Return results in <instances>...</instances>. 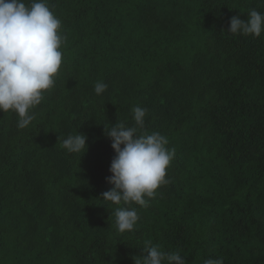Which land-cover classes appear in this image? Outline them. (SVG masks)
<instances>
[{
	"label": "trees",
	"instance_id": "1",
	"mask_svg": "<svg viewBox=\"0 0 264 264\" xmlns=\"http://www.w3.org/2000/svg\"><path fill=\"white\" fill-rule=\"evenodd\" d=\"M48 4L65 38L55 86L26 129L0 112V264H134L148 241L187 264H264V33H227L264 0ZM137 106L141 132L165 135L175 158L120 233L103 202L115 156L105 125L133 126ZM76 132L84 155L61 147Z\"/></svg>",
	"mask_w": 264,
	"mask_h": 264
},
{
	"label": "clouds",
	"instance_id": "2",
	"mask_svg": "<svg viewBox=\"0 0 264 264\" xmlns=\"http://www.w3.org/2000/svg\"><path fill=\"white\" fill-rule=\"evenodd\" d=\"M61 25L48 0H0V112L15 113L18 129L31 125L32 110L55 86L65 40ZM227 33L260 37L264 33V13L252 9L246 21L233 16ZM107 88L105 82L97 81L94 93L100 96ZM132 113L133 126L120 120L115 125H105L115 156L107 178L113 187L103 193V202H108V208L116 206L115 227L120 233L135 229L139 215L133 205L147 207L146 198H154L160 186L170 183L166 170L175 158V149L166 147L169 141L165 135L141 132L148 109L137 106ZM86 140L85 135L76 132L60 143L68 154L84 155ZM143 252V256L133 257L134 264H187L178 251L166 253L151 241L146 242ZM205 264H223V260L208 259Z\"/></svg>",
	"mask_w": 264,
	"mask_h": 264
}]
</instances>
